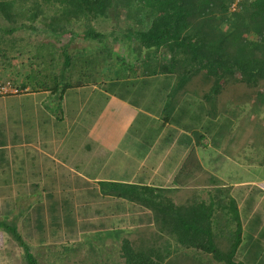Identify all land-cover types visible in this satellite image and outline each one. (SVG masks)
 Instances as JSON below:
<instances>
[{
	"label": "trees",
	"instance_id": "1",
	"mask_svg": "<svg viewBox=\"0 0 264 264\" xmlns=\"http://www.w3.org/2000/svg\"><path fill=\"white\" fill-rule=\"evenodd\" d=\"M118 1L138 24L137 52H145L149 63L137 68L126 64L121 68L125 73L117 70L104 89L126 98L130 90L137 87L141 91L152 77L162 76L163 119L171 121L184 98L191 96L200 102V111L208 117V127H213L210 131L215 130L214 147L234 157L245 154L247 149H256V160L264 163V0ZM114 2L0 0V68H8L9 60H18L28 53L36 71L16 84L21 90L31 84L57 93L82 85L86 82L84 76H90L95 65L89 64L90 54L73 57L69 48L79 40L104 42L107 32L97 29L95 24ZM233 3H237V11L231 10ZM20 31H30L38 37L28 41L25 48L16 44ZM11 50L18 56H10ZM97 52L101 53L98 64L106 63L108 56L104 50ZM110 52L119 58L115 51ZM72 72L79 75L74 84L69 81ZM129 73L137 79H130ZM61 79L68 81L61 85ZM242 107L248 109L240 117ZM203 138H199L200 142ZM201 172L203 167L194 150L175 177L177 186L187 187V191L178 192L189 193L186 198H179L173 191L178 203L166 192L139 191V187L123 183L105 184L111 189L108 193L149 208L154 218L153 226L137 232L109 233V239L117 235L115 243L80 242L67 248L32 245L16 224L0 222L12 244L9 262L264 264L262 250L257 246L252 252L254 245L244 242L233 201L227 195H219L225 188L209 189L211 201L202 199L200 191H194L199 188Z\"/></svg>",
	"mask_w": 264,
	"mask_h": 264
},
{
	"label": "crops",
	"instance_id": "2",
	"mask_svg": "<svg viewBox=\"0 0 264 264\" xmlns=\"http://www.w3.org/2000/svg\"><path fill=\"white\" fill-rule=\"evenodd\" d=\"M164 81L136 87L126 98L97 80L58 93L27 86L0 96V222L16 224L32 245L118 242L108 234L137 232L154 218L105 184L166 192L178 203L173 191L179 198L189 193L178 192L187 187L175 177L195 150L203 172L194 191L211 201L209 189L225 188L219 195L233 201L244 242L264 256V163L249 149L234 157L214 147L208 121L197 129L181 123L184 103L171 121L163 119ZM132 92L152 101L145 108L129 98ZM196 134L204 136L200 148ZM11 245L0 228V264H10Z\"/></svg>",
	"mask_w": 264,
	"mask_h": 264
},
{
	"label": "rangeland",
	"instance_id": "3",
	"mask_svg": "<svg viewBox=\"0 0 264 264\" xmlns=\"http://www.w3.org/2000/svg\"><path fill=\"white\" fill-rule=\"evenodd\" d=\"M95 26L97 29L104 30L107 32V37L105 38L104 42L99 43L97 41L79 40V41H75L74 44H72L71 47L69 48V52L73 55V57H77L82 54H84L85 56L87 54H90L89 56H91L90 60H92V63L89 64L95 65V69L93 68V73L91 72L92 74H90V76H84L83 80L90 83L97 80L99 84L102 85L103 87L106 85V83H108V79L110 78V76L112 78L113 76H115L117 70L120 71V73H125L124 72L125 69H121V68L126 67V64H130L132 65V67L137 68L138 65L144 66L149 63V60L145 52L142 54L137 52V48H139V44H140L139 43L140 34L138 31L139 29L138 24L131 20L130 13L126 11L121 5H119L118 0H115L114 5L104 13V16L98 20ZM37 37L38 36L35 35V33L33 34V32L20 31L17 32L16 34V44L27 48L28 41L35 39ZM82 48H84L85 50H82ZM100 49H103L104 55L108 56L106 63H104V59H103L104 64L102 65L98 64V57L101 56V53L97 52V50ZM110 50L115 51L118 54L119 58H117V55L111 54ZM9 55L12 57L18 56V54L13 50L10 51ZM30 56L31 54L27 53L26 55L21 56L18 60L15 59L9 60L8 68H3V69L0 68V79H9V80L11 79L15 84L20 85L24 81V79H27V77H30V75L34 71H36V67H34V65H31V62L29 60ZM165 58L168 57L164 56V59ZM72 73L73 75L69 81L74 84L78 80L79 75L76 74L75 72ZM129 74L131 76L130 79L132 78L133 80V78H135L134 73H129ZM159 78L160 76H158L156 80H158ZM51 80L53 83L54 80L53 79ZM156 80L149 82L148 86H153L154 88L158 87L159 83L156 84ZM66 81L68 80L64 81L63 79H61L60 80L61 85L66 83ZM98 82H94V83H98ZM30 86L33 85L30 84ZM114 89L119 90V88H114ZM132 91H136V90L132 89ZM147 93L149 94L148 96H150L151 92L148 91ZM138 97L139 95L137 93L132 92L131 94H129L130 99H133L134 102L136 101L141 102L140 105L146 108L149 104V101L151 100L150 97L149 99H146V101H141V99H139ZM182 103L184 104L182 107H180L182 108L181 112L184 111L187 112L184 116L180 118L181 123L186 122L187 125L192 126V128L194 129H197L199 126L206 125L208 121L207 115L204 112L200 111L201 109L199 105L200 102L197 99H194L191 96H186ZM247 109L248 107H242L239 116L243 117ZM234 121L238 123L237 120ZM196 135L198 138V146L200 148V142L198 137L199 134ZM256 151H257L256 149L255 151L251 149V152H254L255 154ZM256 158H259L257 154H256ZM259 174L260 172H258V175ZM49 246L52 247V245ZM67 246L68 245H63L60 247L67 248Z\"/></svg>",
	"mask_w": 264,
	"mask_h": 264
},
{
	"label": "built area",
	"instance_id": "4",
	"mask_svg": "<svg viewBox=\"0 0 264 264\" xmlns=\"http://www.w3.org/2000/svg\"><path fill=\"white\" fill-rule=\"evenodd\" d=\"M237 3H233L231 5L232 11H237ZM25 92V90H21L18 88L13 81L9 79H0V96H8V95H19Z\"/></svg>",
	"mask_w": 264,
	"mask_h": 264
},
{
	"label": "clouds",
	"instance_id": "5",
	"mask_svg": "<svg viewBox=\"0 0 264 264\" xmlns=\"http://www.w3.org/2000/svg\"><path fill=\"white\" fill-rule=\"evenodd\" d=\"M14 83V82H13ZM15 84V83H14ZM16 85V84H15ZM22 90H25V92H26V89H22ZM24 93V92H23Z\"/></svg>",
	"mask_w": 264,
	"mask_h": 264
}]
</instances>
